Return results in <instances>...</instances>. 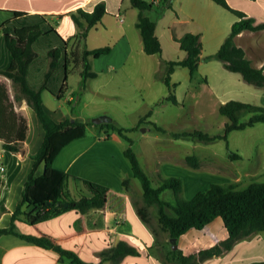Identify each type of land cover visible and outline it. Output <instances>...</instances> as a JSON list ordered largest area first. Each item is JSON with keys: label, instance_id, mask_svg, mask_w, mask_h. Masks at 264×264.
Instances as JSON below:
<instances>
[{"label": "crops", "instance_id": "crops-1", "mask_svg": "<svg viewBox=\"0 0 264 264\" xmlns=\"http://www.w3.org/2000/svg\"><path fill=\"white\" fill-rule=\"evenodd\" d=\"M147 1L161 6L163 0ZM227 1L230 6L254 17L255 23L264 22V17L258 18L252 11L242 7L244 0ZM98 2L106 4L107 13L88 30L85 39L76 37L81 29L71 12L79 8L92 11ZM164 4L163 9L155 15H148L156 21L155 31L162 45V53L147 54L140 30L136 26L139 9L132 5L131 0H0V69L8 67L12 60L4 38H1V26L8 22L10 25H7L13 30L39 25L44 34L33 42L37 56L28 67L27 81L33 88H42L43 105L56 121L69 119L87 124L86 134L65 145L53 160L55 168L69 174L66 191L76 199L83 195L90 196L91 192L82 179L108 187L102 207L91 208L86 212L72 208L33 224L17 220L15 224L18 233L47 237L61 248L74 252L84 262L94 264H111L109 260L102 259L100 252L114 246L119 240H125L137 247L140 255H127L120 264H163L156 253L150 251L157 237L137 210L142 204L143 189L124 154L129 141L108 126L95 123L90 118L107 116L108 122H113L118 127L132 128L125 131L132 138L137 133L135 127L140 118L151 111L146 123L152 121L172 131L173 125L168 122L167 108L173 102L166 98L169 87L164 81L166 72L162 60L186 57L187 52L180 47L176 38L188 32L199 35L202 56L216 53L229 36L232 24L238 19L233 12L213 0H171ZM11 10L25 13L14 17ZM148 11L152 9L145 13ZM234 40L244 48L253 65L264 66V29L244 30ZM106 45L111 47L109 53L90 57L92 70L97 75L88 78L84 88H81L82 65L75 63L69 56L71 60L67 87L59 95L64 81L66 55H71L72 51L81 52L84 48L94 49ZM55 47L60 48L61 54L55 69L45 81L48 52ZM220 67L226 68L218 59L200 61L198 69L191 75L188 67L176 66L171 74V84L178 104H182L179 90H183L185 94L198 90L197 85H194L197 73L204 75L203 78L209 85L212 68ZM0 82L6 83L13 97L11 80L0 74ZM224 102L226 101L223 100L220 104ZM15 109L26 119L27 130L24 139L19 141L21 147L17 151L4 149L0 140V228L10 225L12 213L32 169L33 156L45 138V128L39 116L25 99L19 105L15 101ZM158 114H161L159 118ZM143 132L141 131L142 137ZM168 137L165 138L166 143L178 139ZM176 141L177 144H174L178 148H186L187 141ZM169 150L170 148L154 153V176L161 177L163 169L159 164L163 158L172 159L181 167L187 166L185 157L189 153ZM137 155L140 159L138 152ZM235 158H240V155ZM147 174L149 175L148 172ZM239 178L237 176L236 181ZM125 179H129L127 185L123 182ZM2 204L6 207L5 211L1 209ZM226 235L223 221L218 217L204 228H192L175 240L177 247L187 255L219 242ZM252 261H264V231L237 242L225 255L208 258L201 264H248ZM0 264L77 263L53 248L43 247L18 234L4 233L0 235Z\"/></svg>", "mask_w": 264, "mask_h": 264}, {"label": "trees", "instance_id": "trees-1", "mask_svg": "<svg viewBox=\"0 0 264 264\" xmlns=\"http://www.w3.org/2000/svg\"><path fill=\"white\" fill-rule=\"evenodd\" d=\"M213 1L233 12L238 19L232 24L229 36L218 51L211 55H201V43L198 34L188 32L182 37L176 38L180 47L187 52L186 57L176 60H162L166 72L164 81L169 87V93L166 98L174 104L179 103L171 84V74L175 67H188L191 75H193L198 69L200 61L210 59L222 61L228 70L239 72L246 82L258 87H264V66L257 67L253 65L252 61L246 56L244 48L237 45L234 40L235 36L244 30L258 31L264 29V22L255 23L254 17L249 16L243 10L230 6L227 0ZM131 3L139 9L136 26L140 30L145 52L147 54H161L162 45L155 31L156 21L145 13L146 10L153 8L154 3L147 0H131ZM10 12L14 17L25 13L20 10H11ZM106 13L107 9L104 2H98L92 11H85L79 8L71 12L72 18L81 29L76 34V37L85 39L88 30L99 23ZM1 29L4 33L6 47L12 55V60L8 67L0 69V74L11 80L15 90L13 98L6 83L0 82L1 146L6 150L12 151H17L21 147L19 141L24 139L27 122L16 111L15 101L22 99H25L39 116L45 128V138L41 147L33 156L34 163L25 182L22 196L12 213L11 223L8 227L0 228V235L4 233L18 234L43 247L55 249L61 255L70 257L74 263L94 264L84 262L74 252L61 248L47 237L20 234L16 230L15 223L17 220L33 224L72 208L81 212H86L91 208H100L105 203V194L108 187L82 179L91 192L90 196L83 195L76 199L72 198L66 191V181L69 174L55 168L53 160L65 145L86 134L87 124L79 120L72 122L69 119L56 121L43 105L42 88H33L27 81L28 67L37 56V52L32 45L40 35L44 34L43 29L39 25H28L12 30L7 25V22L1 26ZM110 50L111 47L106 45L94 49L84 48L81 52L72 51L71 55L67 54L65 76L59 95L67 87L68 67L71 58L75 63L82 65L80 71L82 77L81 88H84L86 80L97 75V72L92 70L90 57H99L109 53ZM48 54L49 63L45 73V81L55 69L61 50L55 47ZM45 87L44 84L43 88ZM219 112L228 118L224 134L222 135H210L198 129L193 131H169L155 122H148L157 131L173 138L204 143L220 138L224 139L227 144L228 135L232 130L244 129L254 126L257 122H264V106L237 99H230L220 104ZM150 115L151 111L142 116L135 129L144 122L146 123V118ZM101 125L108 126L129 141V146L124 150V154L131 163L134 176L140 180L142 185L143 203L138 206L137 210L145 223L151 224V206H155L157 221L162 229L167 231L171 239H178L192 228L202 229L218 217L223 221L227 231L225 238L195 253L186 255L177 247L176 249H171L168 253L157 255L163 264H201L208 258L225 255L237 242L250 239L257 233L264 231V181L254 180L243 187L239 186L237 182L227 184L212 183L204 191L195 193L192 198H182L183 183L178 176L160 177L159 185L154 186L152 184L150 176L142 167L136 152L131 146L132 139L125 134V131H130L132 128L118 127L113 122H103ZM230 155L234 158L239 157L238 153L230 152ZM185 162L194 168L200 167L199 158L195 154L187 155ZM41 168L43 169L42 171ZM123 182L127 185L129 179H125ZM167 188H170L174 193V203L168 202L161 197L162 191ZM1 209L6 210L4 204L1 205ZM127 255H140V252L137 247L125 240H119L114 246L100 252L102 259L109 260L111 264H120ZM248 264H264V261H252Z\"/></svg>", "mask_w": 264, "mask_h": 264}, {"label": "rangeland", "instance_id": "rangeland-1", "mask_svg": "<svg viewBox=\"0 0 264 264\" xmlns=\"http://www.w3.org/2000/svg\"><path fill=\"white\" fill-rule=\"evenodd\" d=\"M166 2L167 0H163L161 6L154 4L152 11H148L147 15H155L157 11L163 9ZM242 7L252 11L258 18L264 17V0H244ZM7 24L10 25L8 22ZM3 35V31H1L2 39L4 38ZM220 70L221 72H219ZM211 71L213 73L209 75L211 84H206L204 75L197 73L194 85H197L198 90L189 94L179 90L182 104H168L167 117L169 124L173 125V130L193 131L198 129L210 135H222L228 118L219 112L221 101L237 99L264 106V87L259 88L247 83L242 79L240 73L229 71L226 68H212ZM12 90L14 98L15 90ZM21 102L22 100L16 101L17 105ZM160 115L158 114L157 117L159 118ZM145 128L149 129L145 131ZM136 130L137 133L131 138V146L136 154L137 152L140 154L139 161L149 173L154 186L160 184V178L154 176L152 172V167L155 165L154 161H156L154 158L156 151L163 152L170 148L177 153L182 150L190 155H198L200 158L199 168H194L187 163V166L181 167L169 158H163L160 161L159 165L163 169L162 174H160L161 177L178 176L181 178L183 183L182 198L190 199L195 193L204 191L212 183L237 182L239 186L243 187L254 180L264 181V122H257L254 126L244 129L232 130L228 135V144L220 138L208 143L182 138L166 143L165 138H169L168 135L156 131L149 122L141 124ZM141 131H144L143 137ZM176 140L187 141L185 150L175 145L178 142ZM230 152L238 153L240 158H233ZM237 176L240 177L239 181H236L238 180L236 179ZM161 197L168 202H175L174 193L170 188L163 190ZM155 210V206L150 207L151 224L149 228L157 236V241L150 251L156 255H163L170 252L171 249H176L177 247L174 248V245H177V241H172L167 231L159 225ZM216 234L218 233L216 232Z\"/></svg>", "mask_w": 264, "mask_h": 264}, {"label": "water", "instance_id": "water-1", "mask_svg": "<svg viewBox=\"0 0 264 264\" xmlns=\"http://www.w3.org/2000/svg\"><path fill=\"white\" fill-rule=\"evenodd\" d=\"M93 122L95 123H103V122H108L109 121V118L107 116H96L92 119ZM67 205V203H66ZM175 239L173 238L172 241H174ZM177 245L175 244L174 245V248H176Z\"/></svg>", "mask_w": 264, "mask_h": 264}, {"label": "built area", "instance_id": "built-area-1", "mask_svg": "<svg viewBox=\"0 0 264 264\" xmlns=\"http://www.w3.org/2000/svg\"><path fill=\"white\" fill-rule=\"evenodd\" d=\"M120 19L122 20V17H120ZM0 168H1V164H0Z\"/></svg>", "mask_w": 264, "mask_h": 264}]
</instances>
